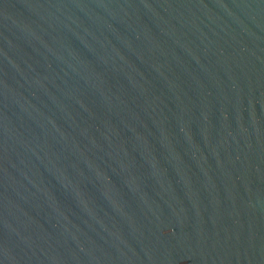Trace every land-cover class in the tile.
<instances>
[{"label": "water", "instance_id": "water-1", "mask_svg": "<svg viewBox=\"0 0 264 264\" xmlns=\"http://www.w3.org/2000/svg\"><path fill=\"white\" fill-rule=\"evenodd\" d=\"M0 264H264V0H0Z\"/></svg>", "mask_w": 264, "mask_h": 264}]
</instances>
